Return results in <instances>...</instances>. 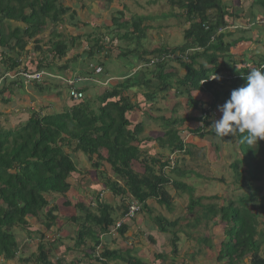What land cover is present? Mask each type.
<instances>
[{
    "label": "trees",
    "instance_id": "16d2710c",
    "mask_svg": "<svg viewBox=\"0 0 264 264\" xmlns=\"http://www.w3.org/2000/svg\"><path fill=\"white\" fill-rule=\"evenodd\" d=\"M251 1L252 8H258L264 15V0ZM167 2L172 9L170 15L184 20L185 24L188 23V28L184 32L183 43L173 46L161 45L147 52L154 59L147 58L145 67H152L150 74L155 70L162 74L159 76L158 86L150 87L148 80L142 81L149 87L148 91L144 92L146 96L142 101H155L158 94L172 89L176 80L177 88L181 89L182 94H187L190 101L193 90H201L210 95L212 101L202 107L200 120L203 122V127L211 126L214 122L211 118L213 108L218 102L225 103L230 99L233 89H238L247 83L246 76L250 71L248 67L246 70L230 68V63L234 61L230 50L238 39L230 42L226 40L232 35L233 30L230 26L240 17L237 9L239 8L241 12L244 6L239 4L240 2L237 3V0H167ZM68 11L70 7L61 4L60 0H0V63L4 65L2 78L11 75L19 79L21 72L54 73L51 64L56 66L55 63L59 59H64L63 65L57 66L56 70L64 74L67 73L72 61L81 63V69L75 70L68 79L73 80L74 83H77L78 78L81 79V83L86 82L89 77L98 75L94 69H91L94 67L91 64L101 63L102 67L103 63L98 61L102 55L109 58L114 49H119L124 54L130 52L129 47L115 46V40H127L131 34L137 39L146 36L147 26L142 25L146 17L136 16L132 22L115 17L112 18L114 28L106 27L105 31L99 30L87 36V49L81 54L75 52L73 57L68 58V51L71 48L60 33L54 34L55 39L51 40L48 46L52 61H56L55 63L49 64L46 60L34 57L35 52L29 53V43L33 41L39 44L41 40L37 37L44 32L46 26L49 23L62 22ZM119 14L123 17L124 12L121 11ZM71 17H75V11L71 12ZM11 21H16L21 26L12 27ZM130 26H133L132 32L129 30ZM220 28L223 30L219 31ZM107 37H111L109 47L106 46ZM79 39V35L70 38L72 48H77ZM242 39L244 36L239 37V40ZM262 59L257 64V68L264 65V58ZM170 63L178 64L186 70V74L176 78L174 72H166L165 67ZM225 70L227 72L224 73ZM130 79L98 95L99 106L90 102V99H85V95L79 100L70 98L75 104L61 111L41 114L39 111L21 110L20 118L23 120L14 127L0 128V258L4 262L17 258L20 245L14 229L29 228L28 218L40 219L47 231L58 223L60 206L48 200L47 196L66 195L67 200L64 205H72L71 199L67 197L71 188L69 178L78 170L75 161L66 150L69 147L75 152H82L88 156L89 161L92 162L90 166L96 168L95 174L104 181L103 189L114 196H119L122 200L121 206L125 209L127 202L132 198L142 202L146 210L147 202L151 199L172 209L174 197L170 191L174 189L179 195L188 193L190 203L186 207L190 214L195 213L196 206L205 208V214L202 216L196 214L194 217L196 220L200 221L202 217L216 219L215 217L218 216L222 219L220 224L225 227L223 234L225 240L220 243V259L227 258L228 264H239L245 257L251 255L250 259L246 258L248 264H264V255L259 253L260 244L255 240L256 235H260L259 230L257 231V215L250 207L252 203L255 206L260 198V189L254 187V182L261 180L264 173L263 140L250 147L240 142V134L220 138L211 127L206 134L213 135V139L216 140L214 147L219 148L220 143L238 145L243 157L231 164L235 179L241 181L246 188L254 190L242 197L240 203L228 201L222 206L211 203L202 205L201 198L193 196L194 187L188 181H182L187 169H180L178 162L185 159L191 151L179 137L178 131L173 128L178 119L168 120L164 116H159L169 129L164 134L165 138L158 139L160 143L165 142L170 149V154L163 157L164 162L147 156L140 148L141 141L138 135L143 123H137L133 129H130L131 122L126 116L128 112L140 106L137 101L132 102L129 96L124 95V92L132 87L129 85ZM43 81V78L32 80L35 84H43ZM85 89L86 87L79 88L83 93ZM153 105L155 108L152 102L149 107L147 106L148 109L153 108ZM199 106L200 104L195 100L190 103L192 108ZM201 130L190 131L199 134ZM204 136L205 132L200 137ZM134 161L140 162L144 168L143 173L135 171L132 167ZM172 162H175L176 166H172ZM103 165H109L114 175L124 183L121 184V181L108 177V173L101 169ZM242 165H245L244 172L240 168ZM192 175L197 178L201 176L190 168L188 176L185 177L189 180ZM101 196L102 193L93 199L96 201L94 202L96 211L85 202H74L78 214L69 219L71 222L82 221V224H79L76 245H84L87 239H90L95 245L94 250L91 251L95 261H98L97 248H102L101 236L108 235L116 219L124 216L122 212L120 217L116 216L114 207L108 202H103ZM152 219L162 232L174 230L173 228L180 221V217L174 221H167L160 215ZM128 228V224H125L120 229V234H125ZM27 232L32 239L37 238L36 235L40 237L39 254L35 259L37 263L51 264L43 243L44 233L32 231L30 228ZM172 235L171 242L176 253L178 236L175 232ZM63 238L65 239V236ZM102 257L106 260H122L128 264H143L140 260L124 256L117 250L104 249Z\"/></svg>",
    "mask_w": 264,
    "mask_h": 264
},
{
    "label": "rangeland",
    "instance_id": "374dc122",
    "mask_svg": "<svg viewBox=\"0 0 264 264\" xmlns=\"http://www.w3.org/2000/svg\"><path fill=\"white\" fill-rule=\"evenodd\" d=\"M60 1L64 6L67 5L70 7V11H68L63 17V21L56 24L49 23L44 29V32L37 37L41 40L40 43L37 44L32 41L28 45L29 53L35 52L36 56L34 57L39 60H46V62L48 61L49 64L56 62L52 61V54L50 53V49H48L51 40L55 39L54 34L60 33L63 35L65 41L68 42L71 48L69 49L68 54H72L73 49H75L70 45V38L72 36L79 35L80 39L78 40L77 48L82 47L83 40L86 41V38L84 39L85 34L83 35L81 32L90 31L92 33H97L99 32L100 28L110 25L112 18L115 17L122 19L124 16H127L129 17V20L131 19V22L136 18V16L142 15L149 17V22L145 21L144 23V25L147 26L145 33H147V30H149L147 36L137 39L134 37V34H131L129 35V39H127L128 46L134 53L140 54L145 48L153 47L157 43L166 42L165 39H163L166 35V32L168 33L167 40L171 43H176L179 41L180 37L181 39L183 37V35H181L184 31V26H182L183 20L178 19L175 16L174 18L169 16L172 12V9L168 5L167 0ZM114 2H118L119 6L112 5L115 4ZM123 5L124 11L120 10ZM72 11H75L74 18L71 17ZM119 11L124 12L123 17L119 14ZM79 13L81 14V17ZM123 20L125 21V19ZM98 22H100L101 25H98ZM178 23L179 25L175 27ZM13 26H21V24L18 22H13ZM132 28L133 26H130L131 30ZM103 31H105L104 28ZM110 40L111 39L106 40L108 44H110ZM252 44H254L250 45L253 48L252 52L257 54L259 46L261 45L257 42H253ZM262 44L264 45V42ZM253 46H255V48ZM38 47L40 48L38 49ZM262 50L264 52L263 48ZM260 54L264 53L260 51ZM25 58L28 59L29 57ZM126 59H128L127 56L120 57L119 60H112V58L105 59V57L102 55L98 61L103 60L102 62H104L105 66L109 65L111 74L114 76H119L128 70H133L137 66V61L132 63L128 62ZM251 59L247 58V62ZM64 62V59H59L58 62L55 63L56 66L51 64V67H53L52 69H54V71H58L56 70L57 66L63 65ZM122 64H124V66ZM93 65L96 66V64ZM246 65H249V63ZM78 69H81V63L78 64V62L72 61L69 66V70L75 71ZM91 69H94L95 73L98 74L96 77L100 78L102 76V74L97 73L96 67H92ZM246 69L247 66L245 67V70ZM3 70L4 65L0 63V91L3 90V92H0V128L6 129L14 127V125H16L20 120H23L20 118V112L22 110L21 108L24 106V100L21 95L25 93L26 89L27 94L32 93V95H34V91H32V89L37 91L39 90L38 94H35L39 96V112L41 114H45L46 112L53 113L58 111V109L61 111V109L75 104L66 95L68 88H65L64 83L62 84L63 81L60 80L61 78L59 79L55 77V75H53L54 73L46 72L43 77L45 80L43 84H32L31 82L25 81L22 76L19 77V79L18 77L16 78V76L10 75L7 77V79L2 78ZM50 78L52 80H48ZM20 80L23 81V84L24 82L27 83L24 85H19L21 83ZM90 84L92 85V83ZM6 85L11 90L12 95L11 93L9 94V92L6 93ZM101 87L102 89L106 88L104 84L101 85ZM96 88L97 87L95 86L88 85L84 91V95L85 99H90V102H94L95 105L99 106L100 102L98 95L100 90ZM17 95L20 96L19 99L16 98ZM25 100L27 101V98H25ZM12 101L14 102L10 103ZM222 104H224V102L219 101L218 104L213 108L214 112L211 117L213 120L219 117L220 111L218 110V106ZM137 113L142 116L141 112L138 111ZM262 143L264 144V140ZM213 149L214 153L212 156V163L207 154L202 155L200 152L197 154V161L193 159V156V158L187 157L186 160H181L183 162V166L192 168V170L202 176V178H197L195 175H192V178L188 180V183L193 185L195 188L193 190V196L195 197L198 195L200 188L201 191L199 194H203L202 196L205 197L203 199L204 204H210L213 202V200L207 199L213 195H219L221 200H225V203L228 201L239 202V197H243L254 190L253 188H246L241 181H236L235 173L232 170L231 163L236 160H241L243 153L239 149L238 145L234 143H223L220 149H216L215 147H213ZM66 150L72 156L78 170L77 173H74L71 176L75 180V187L70 192L71 197L75 199L76 202H85V204L89 205L93 211H96V204L94 203L96 201H93V199L102 193V201L108 202L114 207V214H116V216L118 215V217H120L121 212L124 214L125 208L121 206V198L119 196H114L109 191L103 189V185H105L103 184L104 181L95 174L96 168L94 169L90 166L92 162L89 161L88 156L84 155L82 152H75L69 147L66 148ZM202 156L205 161L201 160ZM206 156L207 158L205 159ZM88 161L90 162V165L88 164ZM198 164L199 166L197 167ZM106 168H108V170H105ZM240 168L241 171L244 172L245 165L240 166ZM101 169L104 170L106 174L108 173L107 176L111 179L118 180L119 182L121 181L119 177L114 175V172L109 168V165H103L101 166ZM84 172L87 173L84 174ZM123 183L124 182L121 181V184ZM254 187L260 189V198L255 203V206L252 203L250 204V207L257 215V231L259 230L260 235H256L255 240L260 244V255H264V199L262 200L261 198H264V173L261 180L254 182ZM181 196L182 197L175 195L172 209L167 208L165 205H159L158 203L150 202L153 209L152 214L149 212V208L141 216H138V220H135L133 223H131V225H129L131 228L132 226L136 227L130 232L128 230L125 232V234H119L117 236L102 235L100 241L102 247L111 251H121L124 256H131L132 258L135 257L134 259L140 260L143 264H228L227 258L220 259L219 257L220 243L221 241L223 242L225 240L223 235L225 227L223 225L220 226V222L222 220L220 216L215 217L216 219H207L202 217V219L200 218V221L196 220L194 218L196 214H199L200 216L204 215L205 208L196 206L194 209L195 213L190 214L188 208L186 207L190 203V196L184 193H181ZM47 198L51 202H58L60 206H64L66 195H49ZM221 200H218V202L222 206L224 202ZM70 210L71 209L64 208L58 219V223L49 231L43 227L42 221L40 219H37V221L33 223V228L39 229L37 228V226H39L40 229L38 231H42L44 233L45 237L43 239V243L45 244V248L48 251L51 264H96L91 256V251L94 250L95 245L90 239H87L84 245H76L79 224H82V221L71 222L69 220L70 216L77 215L78 213L76 209H74V212L73 210ZM152 215L164 216L167 221H172L175 218L180 217L179 227L176 226L173 228L178 232L176 253L173 251V245L171 242L173 235L168 234V232L166 233L160 231L159 226L153 222ZM215 220L217 221L215 222ZM140 222H143L142 228H144L145 231L139 228L138 225H140ZM64 225H67L65 239L60 236ZM149 225L151 226L149 227ZM166 228L168 227L166 226ZM14 230L20 245L17 258L8 262H4L3 259L0 258V264H38L35 259L39 254V235H36L37 238L32 239L29 235V232H27L29 231V228L22 229L16 227ZM150 236L153 237L154 240H151L149 238ZM205 239L207 241H205ZM250 256L251 255L245 257V259H243V261L239 264H246L247 262L245 260L246 258L247 260L250 259ZM27 259L30 261H23ZM104 264L128 263L122 260L107 259Z\"/></svg>",
    "mask_w": 264,
    "mask_h": 264
},
{
    "label": "crops",
    "instance_id": "0c3cea01",
    "mask_svg": "<svg viewBox=\"0 0 264 264\" xmlns=\"http://www.w3.org/2000/svg\"><path fill=\"white\" fill-rule=\"evenodd\" d=\"M251 2H252L251 0H241V1L237 0V3L243 5L244 9L241 10V12H240L239 8L237 9L239 11L240 17L236 18L234 20V22L232 23V25L230 26L233 30L231 32L232 35L231 36L229 35V38L226 39L229 42L233 41L234 39H238L235 42V44L231 47V50H230L231 54L233 56V60H234L230 64V68L232 70L245 69L246 66L248 67V70H250L252 68H257V64H259L260 61L263 60L262 58H264V54H260V51H262V53H264L262 50V48L264 49V45L262 44L264 42V23L262 21L264 19V15L261 12V10H259L258 8L253 9ZM114 3L115 4H112V5L119 6L118 2H114ZM123 7H124V5L121 7L120 10L124 11ZM239 7H240V5H239ZM119 12H121V11H119ZM253 13H255L254 14L255 17H253ZM79 15L81 17L80 13H79ZM169 16L174 18V16H172V15H169ZM144 17H146L144 20V23H145V21L149 22V20H150L149 17L148 16H144ZM123 19H125V21L131 20V19L129 20V17H127V16L126 17L124 16V18H122V21H124ZM13 22H16V21H11L12 27H16V26H13ZM144 23H143V26H145ZM98 25H101V23L98 22ZM178 25H179V23L175 27H177ZM182 26H184L183 27L184 31L181 34V35H183V37H182V39L180 37L179 41H177L176 43L168 42V40H167L168 39V33L164 32L166 35L164 36L163 39H165L166 42L157 43L153 47L145 48L140 54L134 53L132 51V49H130V48H129L130 52H128L127 54L122 53L121 50H119V49H114V52L112 53L111 57H109V58H112V60H114V59L119 60L120 57L127 56L128 59H126V60L128 62L133 63V62L137 61V66L133 70H128L125 73L120 74L119 76H114L111 74V70H110L109 65L105 66L104 62H102L103 60H100V62L103 63L102 64L103 66L101 67L100 66L101 63H99L98 65H96L94 67H101L102 71L100 74H102V76L100 78L96 77V75L93 77H89L87 82H82V83L78 82L76 85H78L81 88L87 87L88 85L89 86H95V87H97L96 89L100 90L99 95H101L102 92L104 93L105 90L107 91V90L111 89L113 86L117 85L118 83H122L126 79L131 78L129 81V85H131L132 87L130 89H128L127 91H125L124 95L129 96V98L131 99L132 102L137 101L140 104V106H139V108H136L135 110H133L131 112H128L126 114V116H127V119L131 122L130 129H133L137 123H140V122L143 123V128L141 129V132L138 135V138L141 141L139 143V146L142 149V151H145L147 156L157 158V159L170 154V149H168L167 144L165 142L160 143L158 141V139H160V138H165L164 134L169 130L167 125H164L162 123L161 118L159 117V116H164V118H166L168 120L169 119H171V120L178 119L177 121H175L176 126H173V128L178 131L179 137L186 143V147L188 148V150L191 151V153H188L185 156V159H187V157L190 158L193 156L194 158L193 157L192 158L195 161H197V159H198L197 154L200 152L202 155L207 154L208 158L210 159V161L212 163V156L214 153L213 147H214V140L215 139H213V135L206 134L211 129L212 126L203 127V122L200 120L202 107L205 104H208L210 101H212V98L210 97L209 94H207L206 92L201 91V90H193L192 91V100L190 101L188 99L189 98L188 95L182 94L181 89L177 88V86H176L177 81L174 80L175 82H173L174 86L172 87V89H170L169 91H165L161 94H158V97L155 99V101L154 100L152 101L155 104V108L153 105V108L148 109L149 105H151L152 102H148L146 100H145V102L142 101L143 99H145V96H146L144 92L148 91V89H149V87H147V85L145 86V82L142 83V81L148 80V82L150 83V87L158 86L160 84L159 76L162 74L161 72H158V70H155V71H153L154 73L150 74L152 67L151 66L145 67V62H147V58H149V56H150L147 54V52L149 50H154L155 48H157L161 45L165 46V45L169 44V45L173 46V45H178V44L183 43L184 42V32L188 28V23L185 24L184 20H183ZM106 27L107 28H114L112 21L110 22V25H106L103 28L106 29ZM103 28H100V30H103ZM129 30H130V32H132V30L130 28H129ZM148 31L149 30H147V33H148ZM81 33L83 35L85 34V37H84V39H85L92 32L83 31ZM147 33H146V36H147ZM240 36H244V39L239 40ZM108 39H111V37H107L106 40H108ZM253 42L260 43V45H261V46H259L257 54H255V52H252L253 48L250 45H254V44H252ZM106 43H107V41H106ZM114 45L115 46L121 45V47H129L127 40H123V41L115 40ZM106 46L109 47L110 45L107 43ZM253 47L255 48V46H253ZM85 49H87V42L85 40H83L82 48L79 47L77 49L76 48L73 49L72 54L69 53L67 57L68 58L73 57L75 52H78L81 54ZM135 57H137V58H135ZM247 58H249V59L252 58V59L247 62ZM247 63H249V65H246ZM91 65L93 66V64H91ZM122 65L124 66V64H122ZM253 65H254V67H253ZM165 71L166 72H168V71L174 72V74H176V76H175L176 78H177V76L181 77V76H184L186 74V70L181 68L176 63H170L169 65H166ZM73 72H74L73 70H69V69H67V73H64V74L59 73L58 71H54V75H55V77H57L59 79L61 78L60 80L63 81L62 84L64 83L65 88H66L67 84L64 81V79L71 77L72 76L71 74ZM225 72H227V71L225 70L224 73ZM67 75H70V76H67ZM137 76L139 78H136ZM140 78H142V79H140ZM48 80H52V79L50 78ZM25 81H27V80H25ZM44 81H43V83H44ZM22 82L23 81H21V83L19 85H24L27 82H31L32 84H35L34 82H32V80L24 82V84ZM86 83H88V84H86ZM90 83H92V85ZM103 84L105 85L106 88L102 89L101 85H103ZM64 85H62V86H64ZM27 86H28V84H27ZM92 88H94V87H92ZM26 90H25V93L21 95V97L24 100V106L21 109L24 110L25 112H28L29 110L39 111L40 110V108H39L40 107L39 106V103H40L39 96L35 94V93L38 94L39 90L37 91L35 89H32V91H34L33 92L34 95H32V93L27 94ZM7 92H9V94L11 93V90L9 89L8 86L6 87V93ZM11 95H12V93H11ZM66 95H67V97H69L68 91H67ZM16 98L19 99L20 96L17 95ZM25 98H27V101L25 100ZM193 100H195L196 102H198V104H200V106L198 108L190 107V103H192ZM13 102L14 101H12L10 103H13ZM18 110H20V109H18ZM58 111H60V109H58ZM58 111H55V112H58ZM138 111L141 112L142 116H140L137 113ZM55 112H53V113H55ZM43 113H45V112H43ZM49 113H52V112H46L45 114H49ZM221 116H222V113L220 112L219 117L216 118L215 120L219 119ZM193 129H196V130L202 129V130L199 134H195V133L190 131ZM204 132H205V136L200 137L201 134H204ZM136 144H138V143L136 142ZM222 144L223 143H220L219 148H217V147H215V148L220 149ZM207 156L205 157V159L207 158ZM181 160H183V159H181ZM181 160L179 162V167L182 170L187 169V174L185 176H188V171H189L190 167L183 166V162ZM201 160L205 161L203 156H202ZM88 164L90 165L89 161H88ZM184 165H186V164H184ZM201 165H203V164H201ZM198 166H199V164L197 165V167ZM132 167L138 173L144 172V168L140 164V162L134 161L132 163ZM185 176H184V178L180 177V179L182 178V181L186 182V181H188V178ZM176 177H177V175H176ZM177 178H179V177H177ZM69 182L71 184V188H70L69 192L67 193V197H68V199H71L72 205H68V206H65V205L60 206L59 205L60 206L59 217H60L61 212L63 211L64 208L71 209V210H73V212L75 209L73 203L76 201L70 195L71 190L75 187L74 186L75 180L72 177H70ZM200 191H201V189L199 188V192ZM170 193L174 197V199H175V195L182 197L174 189H172L170 191ZM149 202L150 201H148V203ZM54 203L59 204L58 202H54ZM142 214L143 213H141L139 216H141ZM176 219L177 218H175L174 220H176ZM28 220L30 222L29 228L32 231H38L40 229L39 226H37V228H39V229L33 228V226H34L33 223H35L37 221V218L32 217V218H28ZM135 220H138V219L136 218ZM135 220L127 223L128 226L131 225V223H133ZM174 220H172V221H174ZM142 225H143V222H140V225H138V226L141 230L145 231L144 228H142ZM150 226L151 225H149V227ZM177 226L179 227V224ZM35 227H36V225H35ZM66 228H67V225H64L63 231L60 233V236H63V237L66 236V234H65ZM135 228L136 227H134V226H132V228L129 226L128 230L130 232L131 230H134ZM152 229H153V227H152ZM174 231H177V230H174ZM149 238L151 240H154V238L151 236ZM154 242L157 243L156 241H154ZM134 251H135V249H134Z\"/></svg>",
    "mask_w": 264,
    "mask_h": 264
},
{
    "label": "clouds",
    "instance_id": "9594fccd",
    "mask_svg": "<svg viewBox=\"0 0 264 264\" xmlns=\"http://www.w3.org/2000/svg\"><path fill=\"white\" fill-rule=\"evenodd\" d=\"M151 58H152V56H149V59H151ZM99 68H100V70L98 71L97 69H99ZM96 71H97V73H101V71H102L101 67H96ZM215 78H218V77H215ZM66 79H68V78H66ZM246 80H247V83L245 86H242L238 89H233L231 91V94H230V99H228L224 104L218 106V110L222 113V116L219 119L214 120V122L212 123L211 126L213 127L214 132H215L217 137L223 138V137H226L229 135L235 136L237 134H240L241 135V141L240 142L242 144L246 143L247 145H249L251 147L253 144H258V142L260 140H264V68H252V69H250V72L246 76ZM27 81H30V80H27ZM77 83H75V86L79 89L80 87L78 85H76ZM66 88H68V96H69L70 86L67 84ZM69 98H70V96H69ZM157 160H161V162H164L163 157L158 158ZM174 166H176L175 163H174ZM184 194H188V193H184ZM202 195L203 194H199V192H198V195H196L198 197L195 196V198H201L200 202L203 205V199L205 197ZM241 198L242 197H239L238 200H240ZM132 199L137 200L136 198H132ZM207 199L213 200V202H211V204H215V205L218 204V206H221V204H219V202H218V200H221V197L219 195H213L211 197H208ZM149 201L158 203L157 200H153V199H151ZM221 201L224 202L225 200H221ZM150 202L149 203L147 202V204H148V209L150 208V211L152 214L153 209H152ZM140 203L142 204L141 213H144L148 209L146 210L144 208L143 203L142 202H140ZM158 204L161 205L160 203H158ZM224 204H225V202H224ZM124 211H126V209ZM124 214H125V212H124ZM123 217L117 218L114 225H112L110 227L109 232H108V236L119 235L120 229L125 224L132 222L133 220H135L137 218L136 217L135 219H133L131 221H125L124 224L122 225V227H120L118 229L117 233L115 235H113L111 232L112 229L116 225V222L121 220ZM153 217H154V215H152V218ZM220 226H222V225L220 224ZM167 232H168V230L166 231V233ZM173 232L177 233V235H178V232L174 231V230H170L168 232V234H172ZM100 246H102V244H100ZM103 250H104L103 247L97 248L96 254H97V252H99L100 254H99V256L96 257V258H98V261H95V257H94V262L96 264H103L106 261V259L104 257H102ZM134 260H136V259H134ZM245 261H247V260H245ZM246 264H248V263H246Z\"/></svg>",
    "mask_w": 264,
    "mask_h": 264
},
{
    "label": "built area",
    "instance_id": "2783aa9c",
    "mask_svg": "<svg viewBox=\"0 0 264 264\" xmlns=\"http://www.w3.org/2000/svg\"><path fill=\"white\" fill-rule=\"evenodd\" d=\"M222 29H219V31H221ZM153 58V57H152ZM154 59V58H153ZM153 59L151 60V62H153ZM98 71L100 70L97 69ZM44 74H46V72L40 71L37 73H28V72H21V76L25 79V80H40L44 77ZM64 81L70 86L69 88V96L72 99L75 100H79L82 99L84 97V93L82 91H80L76 86L73 80L70 79H64ZM81 81L80 78L77 79V82ZM175 162H172V166H174ZM142 211V204L135 199H130L127 202V207H126V211L124 214V217L116 222V225L114 226V228L112 229V234L115 235L118 231V229L120 227H122V225L124 224L125 221H131L133 219H135ZM99 252H97L96 256H99Z\"/></svg>",
    "mask_w": 264,
    "mask_h": 264
},
{
    "label": "bare ground",
    "instance_id": "6f19581e",
    "mask_svg": "<svg viewBox=\"0 0 264 264\" xmlns=\"http://www.w3.org/2000/svg\"><path fill=\"white\" fill-rule=\"evenodd\" d=\"M258 68H264V65L262 64L261 66H258ZM232 163H233V162H232ZM232 163H231V164H232ZM200 177L202 178V176H200ZM203 205H208V203H207V204H204V203H203Z\"/></svg>",
    "mask_w": 264,
    "mask_h": 264
}]
</instances>
